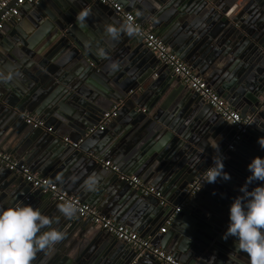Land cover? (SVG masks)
Returning a JSON list of instances; mask_svg holds the SVG:
<instances>
[{
    "label": "water",
    "instance_id": "water-1",
    "mask_svg": "<svg viewBox=\"0 0 264 264\" xmlns=\"http://www.w3.org/2000/svg\"><path fill=\"white\" fill-rule=\"evenodd\" d=\"M122 2L127 11L135 14L139 12L138 20L144 26L150 24L149 30L159 33L174 53L185 58L193 68L199 66V72L207 80L218 77L219 73H222V79H229L231 74L234 77L235 68L239 66L246 71L254 61L260 60L264 55V44L255 26L258 17L241 26L221 7V0ZM22 11V20L13 21L12 28L7 24V28L0 32V42L4 41L3 51H0V146L5 140H14L10 139L12 135L8 128L21 133L22 129L27 127L26 131L33 133L28 141L33 143L38 140L35 148L39 150L35 154H41L42 161H47L42 171L43 176L49 172L50 177L63 186L62 189L89 200L87 203L98 209L103 208L98 207L99 196L103 193H113V203L119 201L121 205L128 204L130 208L140 206L146 211L150 208L152 215L144 217L140 226L145 234H154L158 230L162 201L152 196L145 197L133 190L121 181L117 174L105 170L97 160L113 158L119 164L117 166L122 174L141 177L150 183L156 180L154 184L159 186L166 197L169 198L174 191L180 197V203L184 197V189L204 174L203 172L212 165L213 157L219 156L214 149H205L206 154L199 164L193 163L191 159L190 149H195L190 148V133L183 127V119L188 118L193 108L202 105L199 102L202 99H199L197 93L193 95L192 91H188L175 76L167 86L162 85L160 80L154 81L157 61L154 54L142 44L140 48H134L130 37L124 32L113 39L106 31L107 27L111 25L119 28L124 22L111 9L100 5L98 0H59L51 9L38 2L25 5ZM102 13L108 15L98 18L99 15H104ZM28 14L31 22L26 21ZM81 16L82 21L79 19ZM176 37H180V40H173ZM205 39L207 40L200 46ZM243 40V46L247 45L248 49H253L255 53L248 55V49H241ZM99 49L104 50L105 56L98 55ZM185 52H189L187 55L191 56L184 57ZM248 57L253 61L250 59L247 65L242 64ZM113 63L118 66L116 70L110 67ZM251 74H240L238 78L240 82L249 78L251 84H255V78H258ZM260 81L261 79L258 80L257 86L262 84L263 81ZM148 83L150 85L147 89ZM256 85L252 90L253 95L247 93L248 99L253 101L249 104H253V112L262 106L258 99L254 98V94L259 91L258 87L256 90ZM141 89L143 92L140 94ZM186 91V102L177 105L175 101ZM202 103L205 109L211 108H208L205 102ZM118 104H121V118L114 120L113 125L117 127L118 124H125L127 129L122 130L115 139H100L96 148L90 151V139L97 137V133L88 137V130L97 127L102 116ZM260 112L264 114V109H260ZM24 113L39 116L48 126L54 124V132L47 133L43 129L35 130L26 125L22 117ZM253 123L254 119L251 126ZM19 125L20 130H17ZM66 137L73 143L82 139L85 141L79 149H74L65 143ZM8 145L9 143L5 145V150H11ZM258 147L260 146L257 144L253 145L256 149L254 157L264 156V150ZM230 157H235V154L230 153ZM79 158L81 159L78 163L76 160ZM229 158L224 164L232 163ZM204 164L207 166L202 169ZM235 166L243 168L247 164ZM124 168L128 171H124ZM163 171L165 173H162ZM92 175H96L98 180L94 190L88 191L83 185ZM245 175H249L247 170ZM162 179L167 181L166 185L160 183ZM112 183L115 184L118 195L109 189ZM237 185L236 181L231 180L221 182L220 189L214 191L216 195H209V199L202 206L196 200L202 192L195 196L189 208L176 217L172 238H167L162 248L173 253L176 260L192 262L197 258L195 256L209 249L210 245L222 241L221 236L226 230L227 210L231 201L229 194L233 197L237 195L232 193L234 187L239 189ZM25 186L32 188L0 166V206L9 207L18 203ZM93 193L96 195L90 196ZM119 202L115 210H112L114 204L106 210L116 216ZM178 204L173 203L171 208ZM58 205L49 202L40 209L44 215L53 219V228L64 222ZM195 207L199 209L194 214L191 211H195ZM172 213L173 211L171 215ZM155 215L157 217H154ZM183 218L188 221L187 227L182 225ZM76 219L78 218L74 216L70 220L66 219L68 221L62 224L63 227L58 228L64 233V239L50 250L37 252L32 264H110L106 258L110 249H116L119 253L127 250L130 256L128 260L136 261L135 264H144V261H148L146 264H161L151 256L136 260L137 253L132 251L129 245L118 241L97 226L89 235L81 236L75 243L74 236L83 225V220ZM115 221L121 223L122 215H118ZM176 232L180 233V236ZM110 238L114 240L111 242ZM228 245L233 251L232 239ZM189 249H192L195 256L188 254ZM182 253L187 254L183 256ZM246 262L249 264V261Z\"/></svg>",
    "mask_w": 264,
    "mask_h": 264
},
{
    "label": "crops",
    "instance_id": "crops-1",
    "mask_svg": "<svg viewBox=\"0 0 264 264\" xmlns=\"http://www.w3.org/2000/svg\"><path fill=\"white\" fill-rule=\"evenodd\" d=\"M57 1H59V0H38L36 4H38V2L44 3L45 7L47 9H51L52 5H54ZM63 1H67V0H63ZM69 1L71 2L72 0H69ZM117 1L122 6H124L125 9L127 8L122 2L124 0H117ZM92 4H89V6H92ZM220 5L224 10L226 9L228 11V15L230 16V18H234V20H237L241 24V26L249 24L254 19H256L255 17H258L257 18L258 20L255 23V26L257 29L256 32L260 36L261 42L264 44V0H224V1L221 0ZM88 10H89V8H88ZM101 12H104V11H101ZM92 14H94V13H92ZM102 14H104V15H99L100 17L98 16V18H103L102 16L108 15L107 13H102ZM22 16H23V11L21 9L19 20H22ZM26 17H27L26 21L29 22L31 19L29 14ZM221 22H222V24H225V22H223V21H221ZM221 22H220V24H221ZM9 26L12 28L13 23L12 22L9 23L8 27ZM218 26H217V28H218ZM145 27L149 30L150 24L146 25ZM235 27L239 28L238 26H235ZM6 28L7 27H5V29ZM153 33H156L157 35L160 36V34L157 32L153 31ZM130 40H131L132 46L134 48H136V47L140 48L141 42L137 38L132 36V37H130ZM173 40H180V37L173 38ZM206 40L207 39H205L200 44V46ZM3 42H0L1 43L0 44V51H3V49H2L3 48L2 47ZM243 44H245L244 40L241 42V49L246 51L248 49V46L247 45L243 46ZM22 46H24V45H22ZM171 51L173 52V50H171ZM248 52H249L248 55H250L251 53H255L254 50L251 48L248 49ZM187 53H189V52H187ZM187 53L184 57L188 56ZM147 54H149V53H147ZM174 54L179 59H181L183 62H185L188 66H190L200 76H202L204 79H206L205 76L201 75V72H199L201 70V68H199V66L198 67L196 66L197 68L195 69V68H193V66H191L185 60V58L183 59L178 54H176V53H174ZM190 56H191V54H189L188 57H190ZM250 59L251 58L248 57L245 62H241V63L244 65L245 64L247 65L249 63L248 61ZM155 60H157L156 57H155ZM198 69H200V70H198ZM257 69H258V71L256 72ZM248 70L243 71V68L238 66L233 71L234 73L236 72V76H234V77H233V74H231L229 79H222L223 77L220 78L222 76L221 75L222 73H219L218 77L215 76L214 78H211V80L206 79V81L211 85V87L220 96L224 97L232 105V107L241 114L242 117H244V118L251 117L254 119V123L252 124V126H250L251 128H249V132H248L247 137L237 147V149L234 152H232V154H235V157L229 158V156H228L229 159H232V163L230 164L227 162L224 164V171H226L227 173L230 174V176H231L230 180L236 181V183L238 184L237 185L238 187H240L244 183V181L247 177L245 175L247 167L244 166V164H248L250 162V160L254 157V154L256 153V149L253 148V145L257 144V146H259L257 143V139H258V137L264 136V114H262L260 112V109H264V55L261 57L260 60H258L256 62L254 61V64ZM250 73H252L251 75L256 76L258 78V79L255 78V81H254L255 84L254 83L251 84V81H249L250 80L249 78H248L249 80L247 79L244 82H240V78H238V76L240 77V74H242V75L248 74L250 76ZM153 77H155L154 81L160 80L162 82V85L165 84L166 86H167V84H169V82L173 81L175 78V77H173L172 73H170L167 69H165L158 60L156 61L155 74ZM259 79H261V81H263V82L261 85L257 86L256 84H257ZM235 80H236V82H234ZM154 81H152V83H154ZM149 85H150V83L147 84V89L149 88ZM255 85H256V90L258 87L259 91L256 94H254V98L258 99V102H260L262 106L260 109L253 112L254 111L253 104L249 105L253 101L251 99L250 100L248 99L247 93H250L253 95L252 90L255 87ZM173 87H175V86H173ZM90 90H92V88ZM169 90H173V89H169ZM187 90L191 91L188 88H187ZM139 91H140V94L143 92L142 89ZM187 94L188 93L186 91L183 94H181L179 96V98H177V100L175 101V102H177V105L181 104V102H184V101L186 102ZM192 94L196 95V94H194V92ZM199 99L201 100L200 97H199ZM199 102L202 105L193 108L192 113L187 116L188 118L184 117V119H183V121H184L183 127L186 129L187 132L190 133V140L192 143V144L189 143L191 145L190 148L195 149V150L190 149V151L192 152L191 159L193 160V163L196 162L197 164H199L202 161L203 156H205V154H206V152H204L205 149L210 150V151L215 150L216 153H219V156L221 155V153L223 154V152L226 150L227 146L229 144H231L232 141L234 140L235 134H236V131L231 124H229L226 121H223V119H221V117H219L214 112V110L212 108H210L209 106L206 105L210 109H205V107L203 105L204 103H202V102H204L203 100L199 101ZM145 108H147V107H145ZM120 118H121V116L117 119H120ZM113 123L114 122L112 121L110 124H108L105 131L97 132V135H96L97 137H95L94 139H90V142H89V145H90L89 150L90 151H92V148H94V147L96 148V146L100 142V139H102L104 137H110V138L115 139L118 137V135L120 133L123 132L122 130L127 129V126H125V124L124 125L118 124L116 127L113 125ZM20 126L21 125H19L18 127L16 126L17 130H20ZM51 126L55 127L54 124H51ZM8 130H9V133L12 135L10 137V139L13 138L14 140H10V142H6L7 140L3 141V144H2V146H0V149H2V151L6 152L8 154H11L21 164L27 166L33 172L38 173L39 175L43 176L44 174L42 171L44 170L47 161H42V159H41L42 155L41 154H39V155L35 154V152L39 150V149L35 148V145L37 144L38 140L34 141L33 143L28 141L31 138L30 137L31 134H33L32 131H31V133H29V131H26V130H28L27 127L25 128V130L22 129L21 133H17L16 129H13V128H8ZM29 130H31V129H29ZM101 136H103V137H101ZM66 138H69V137H66ZM7 143H9V145L7 147L10 148L11 150H9L8 148H6L8 150H5L4 147ZM217 144L219 145L220 149H217V147H216ZM22 148H24V150ZM258 148H260V147H258ZM11 151H15V152L13 153ZM85 155H87V154H85ZM80 159L81 158L77 159L76 162L78 161V163H79ZM102 161H112L114 164L119 165L115 162V160H113V158H110L107 160H103L102 158H98V160H97V162L100 164ZM241 163H243V166H244L243 168H239V166H237V167L235 166V164H241ZM206 166H205V164L202 165V169L204 167L206 168ZM126 167H128V166H126ZM125 170L126 169L124 168V171ZM126 171H128V170H126ZM76 172H78V171L76 170ZM205 172H206V170L203 173H205ZM162 173H165V172L163 171ZM50 175L51 174L48 172L46 174V176H43V177L50 178L52 181H54L58 185H60V183L57 180L51 178ZM241 175L242 176L245 175V177H242ZM235 177L237 179H235ZM138 178H140L146 185L155 187L159 191H161L159 186L154 184V183H156L155 182L156 180H152V182L150 183L147 180H143L141 177H138ZM168 181H170V180H168ZM221 182H223V181L218 178L216 183L207 184V186L204 188L202 193L196 198V200H198L201 203L200 206H202V204L205 203L207 201V199H209V195H212V193L214 191H218L220 189ZM160 183L161 184L165 183V185H166L167 181L165 182V180L162 179V181ZM60 187L62 188L63 186L60 185ZM234 188L232 189L233 195L238 194V190H236ZM109 189L110 190L112 189V191L118 195V192L116 191V187H115L114 183H112L110 185ZM63 190L68 192L70 195L75 196L73 193L69 192V190H66V189H63ZM161 192L165 198V199L163 198V201H165V205L164 206L162 205L163 208L160 211V219H159V222L157 224L158 230L154 234H151V232H149L148 234H145L144 230H141V226H140L144 217L152 215L150 208L147 209V211L144 210V208H141L140 206H136V208H133V207L130 208V206L128 204L121 205L120 202L118 201L119 204H118L117 212L115 214L116 216H113L110 214V212H109L110 210H106V209H109V206L110 205L112 206V204H114L112 206V210L116 209L115 206L118 202L113 203V201H115V195H113V193H110V194L103 193L101 196H99V204H98L99 206L98 207L103 206L102 209L95 208L94 205L87 203L89 200H85V198H81L79 196H76V197H79L81 200H83V202L85 204L91 206L92 208H94L95 210L100 212L102 215L109 217L113 220H115L118 217V215H122L123 221L121 222V224L130 227L134 232L138 233L139 235H141L144 238L152 239L153 243L158 248L167 252L165 249L162 248V245L167 238H169V240H171V238H172L171 233L173 232V225L170 227V229L168 230V232L166 234H161L160 231L164 227L167 219L171 216V212L173 211L172 209L174 208V207L171 208L173 203L178 204L180 197L177 196L176 193H174V191H173V194L171 196H169V198L166 197V194H164L163 191H161ZM21 195L22 196H21L20 200L18 201V203L31 205L34 208L41 209V206H46V204H48L49 202L56 203L53 199H50V196L44 195V194L39 193V192L37 193V191L31 187H26V186L23 187V191H22ZM95 195H96V193H93L90 196L94 197ZM229 196L231 198L233 197L231 194H229ZM27 199H31L30 203L25 202ZM107 200H109L108 204H107ZM168 206H170V207H168ZM195 208H196L195 211L194 210L191 211L194 214L198 211L199 207L198 208L195 207ZM62 216L64 217L63 223L70 220V218H72L73 216L75 218H78V219H76L77 221L83 220V219H80L79 217H77V215H75V214L70 218L65 217L63 214H62ZM154 217H157V216L155 215ZM190 217H192V214L190 215ZM66 219H68V220H66ZM175 219H177V218H175ZM82 222H83L82 228H79L77 230L75 236H74L75 237V239H74L75 243H77L80 240L81 236H86L85 234L89 235L90 232L96 227V226L92 225L87 220H83ZM181 222H182V225H185V224H187L188 221H186V219L183 218L181 220ZM63 223L55 226V228L58 229V228L63 227V225H62ZM214 226H216V224H214ZM176 234H179V236H180V233L176 232ZM106 238L107 237H105L104 239L106 240ZM231 239L232 238H229L227 241H225L223 239H222V241H216L214 244L210 245L209 249H205V251L200 253L198 256H195V253L192 252V249H189V250H187L188 254L191 253V254H193V256H195L197 258L195 260H193L192 262H187V260H185V261L177 260V261H179L181 264H189V263L190 264H247V262H246V261H248L247 255L244 253L241 254V252H233L232 247L228 245V242ZM113 240L114 239L110 238L111 242ZM231 243L232 242H230L229 244L231 245ZM116 251H117L116 249H110L108 251V254H107L108 256L106 258L108 259L110 264H132L133 263L131 260H128L130 258V256H129V252L127 250H123L122 253H119ZM132 251H133V249H132ZM230 252L233 253L231 259H229V256H228V254ZM167 253H169V252H167ZM169 254L174 255L173 253H169ZM186 254L187 253H182L183 256H185ZM240 258H242L243 260ZM147 262L148 261H144V264H146Z\"/></svg>",
    "mask_w": 264,
    "mask_h": 264
},
{
    "label": "built area",
    "instance_id": "built-area-1",
    "mask_svg": "<svg viewBox=\"0 0 264 264\" xmlns=\"http://www.w3.org/2000/svg\"><path fill=\"white\" fill-rule=\"evenodd\" d=\"M38 0H0V32L5 29V26L20 18L22 7L37 3ZM98 3L113 11L124 23L131 17L133 23L137 24L141 29L140 35H134L144 47L154 54L161 65L167 69L173 76L179 78L181 82L192 92L197 93L201 99L210 106L214 112L221 117L224 121L230 123L235 131V138L229 144L223 155L227 157L230 153L234 152L237 147L244 141L248 135L249 128L253 118H244L236 111L232 105L220 96L211 85L195 72L190 66L179 59L165 44L163 39L148 30L139 20L135 13L127 11L117 0H98ZM121 104L114 106L111 110L107 111L97 127L88 131L87 136L93 135L97 132L106 130L108 124L119 118ZM26 125L31 126L33 129H43L47 133H53L54 127L48 126L47 123L39 116L32 113H24L22 115ZM84 139L78 142H71L69 138H65V143L74 149H79L84 143ZM227 159L225 161H227ZM224 161V162H225ZM102 167L117 174L121 181L127 183L133 190L140 192L145 197H155L160 199L161 205H165L163 201L162 192L157 188L146 185L140 178L133 175H125L120 172L119 167L112 161H102ZM0 166L11 172L13 175L21 178L32 188L40 193L52 197L58 203L71 201L76 206L74 213L80 219L89 221L92 225L100 227L104 232L114 237L118 241L129 245L134 252L137 253L136 260L151 256L161 264H181L175 257L164 250L158 248L150 238H144L138 233L134 232L130 227L116 222L115 220L102 215L100 212L85 204L79 197L70 195L63 190L56 182L50 178L43 177L38 173L33 172L27 166L21 164L11 154H8L0 149ZM206 172L197 177L193 184H190L184 189V197L181 202L173 208L172 215L165 222L164 227L161 229V234H166L170 227L173 225L175 218L189 208L191 200L199 195L207 184ZM200 190V191H199ZM31 199L25 202L30 203ZM134 261L132 264H135Z\"/></svg>",
    "mask_w": 264,
    "mask_h": 264
},
{
    "label": "clouds",
    "instance_id": "clouds-1",
    "mask_svg": "<svg viewBox=\"0 0 264 264\" xmlns=\"http://www.w3.org/2000/svg\"><path fill=\"white\" fill-rule=\"evenodd\" d=\"M79 19L82 21L83 16ZM106 31L113 39L121 32L129 37L141 34L140 27L133 23L131 17L119 28L110 25ZM98 55L105 56L104 50L99 49ZM110 67L116 70L118 66L113 63ZM257 143L264 150V136L258 137ZM216 147L220 149L218 144ZM226 159L222 153L212 158L203 185L214 184L218 178L225 182L231 179L230 174L224 171ZM246 167L249 175L239 187L238 194L231 198L226 230L221 239L227 241L232 238L233 251L246 254L249 264H264V156L253 157ZM97 180L96 175L89 176L83 187L88 191L94 190ZM58 207L69 218L77 210L71 201L61 203ZM53 223V219L31 205L16 203L9 207L0 206V264H32L37 252L52 249L64 239L62 231L51 227ZM232 255L231 252L228 254L229 259Z\"/></svg>",
    "mask_w": 264,
    "mask_h": 264
}]
</instances>
